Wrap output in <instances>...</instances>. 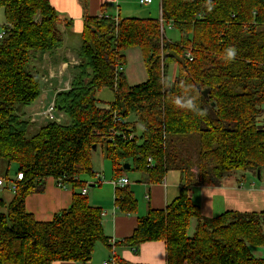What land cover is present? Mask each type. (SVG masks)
Returning a JSON list of instances; mask_svg holds the SVG:
<instances>
[{
  "label": "trees",
  "instance_id": "obj_1",
  "mask_svg": "<svg viewBox=\"0 0 264 264\" xmlns=\"http://www.w3.org/2000/svg\"><path fill=\"white\" fill-rule=\"evenodd\" d=\"M87 1L80 0L85 16L79 62L71 67L69 89L54 97L68 120L47 121L30 134L33 124L24 108L42 86L32 60L58 48L59 25L68 28L71 22L60 19L49 0H0L9 24L0 40L2 178L10 186L22 173L11 200L2 203L0 264L86 262L97 242L106 243L102 210L81 193L85 177L94 173L93 146L110 160L113 179L128 163L149 183L162 182L170 170L187 182L165 208L138 218L123 240L135 252L141 243L163 241L165 264H264V253L252 250L264 249V211L225 210L207 217L188 193L193 184L219 186L235 172H264V0H160L161 20L90 16ZM164 23L178 32L177 41L165 39ZM134 47L142 52L147 79L128 85L124 51ZM230 47L237 51L232 60ZM169 63L177 64L173 80L166 78ZM103 88L113 91L106 106L96 98ZM205 88L208 98L201 94ZM186 92L206 116L175 106L173 98ZM188 141L196 148L194 159L179 155ZM48 177L71 188V202L51 220L38 221L26 211L25 199L42 193ZM114 203L123 213L137 209L128 185L115 188Z\"/></svg>",
  "mask_w": 264,
  "mask_h": 264
},
{
  "label": "crops",
  "instance_id": "obj_2",
  "mask_svg": "<svg viewBox=\"0 0 264 264\" xmlns=\"http://www.w3.org/2000/svg\"><path fill=\"white\" fill-rule=\"evenodd\" d=\"M49 2L58 13V17L70 21L71 24L68 28L63 25L62 31H65V28L67 34L63 32L62 44L55 50L44 53L45 56L41 58L42 61L38 57V61L37 59L35 61H37L38 64L40 63L39 68L34 69L37 70L38 75H40L42 71L44 75L54 71L56 72L54 75H59L58 77L61 78L62 75H67V72H71V67L77 64H75V62H79L76 52L80 43L71 44L73 42L69 41L70 37L68 36L69 33L74 34L79 37L76 41H80V33L82 31L85 14L80 0H49ZM87 2L85 11L86 14L90 16L105 14L112 17H129L123 15H128L127 11L131 13L137 11V7L133 6L131 0H88ZM152 2L153 0H151V3ZM119 4L124 8V12L121 8H118ZM102 5L105 6L102 7ZM148 5L149 4H146L145 6V9L148 10L146 16L155 18L149 11L150 8ZM109 6H111L112 10ZM143 10L140 11V13H143ZM34 66H36L35 63ZM40 69L42 71H40ZM49 95L50 93H46V95L42 93L38 103H34L35 105L32 104L27 107L28 111L32 109L35 110V112L39 111L41 106L47 101ZM38 123L41 124L42 121ZM1 169H3V165L0 162V170ZM105 170H107L105 166L102 172L93 169V175L85 177L86 179L89 178V180H86V184L83 188H86L85 195L89 202L94 206L100 207L102 210V226L104 234L107 237L106 243L97 242L91 258L86 262L55 261L52 264H101L110 257L114 258L115 264H165L166 248L163 241H147L141 243L137 252H135L123 240L133 233L137 226L138 218L145 216L149 209L165 208L179 195L181 188L187 187V182L185 180L183 181V177L178 170H170L166 173L162 182L149 183L147 182L146 174L131 168L130 165V168L125 170L130 173H125V171H123L120 174V176L128 178V186L137 200L136 211L128 214L121 212L116 207L114 203L115 187L110 184L114 174L109 167V178H112L107 180L108 178L105 176V172H103ZM247 174L251 176V173L235 172L229 174L225 176L220 185L216 187L193 184L189 186L188 193L192 202L200 206L202 214L207 217L215 216L225 211V209L257 211L256 209H252V207H247L251 205L253 199L252 189L251 187H247ZM0 177H3V175L0 174ZM99 177L104 180H98ZM262 177H264V172L260 174L259 179L262 180ZM12 178H14V176H12ZM4 185L0 186V213L5 210L3 204H7L13 196L12 191L8 189V182L4 181ZM250 185L252 187L254 186L252 182H250ZM72 193L69 186H58L52 177H48L45 181L42 193H33L26 197L25 209L27 212L31 213L36 220L49 221L56 213L68 208ZM232 207L235 208L231 209Z\"/></svg>",
  "mask_w": 264,
  "mask_h": 264
},
{
  "label": "rangeland",
  "instance_id": "obj_3",
  "mask_svg": "<svg viewBox=\"0 0 264 264\" xmlns=\"http://www.w3.org/2000/svg\"><path fill=\"white\" fill-rule=\"evenodd\" d=\"M131 3L133 4V6L137 7L136 8L137 11L134 13L127 11L128 15H123V16L147 17L146 15H147L148 10L145 9L146 4H140V3H138V0H131ZM159 3H160V0H153V2L151 4L149 3V5H148V7L150 8L149 11L151 12V14H153L155 16L156 19L160 18V5H159ZM109 7L111 9V6H109ZM118 8H121V10L123 12L125 11L121 4H119ZM143 9H145L146 11ZM142 10H143V13H140V11H142ZM0 21H4L2 11H0ZM163 26H164V29L162 27V29L160 28V30H161L162 34H164V37L166 40L174 42V41H177L179 39V34L175 29H173L172 27H169V25L166 23H164ZM59 28L62 31L63 25H59ZM64 30L65 31H62V32H65L67 34V30L65 28H64ZM68 37H70L69 41L73 42L71 44L80 43V41L79 42L76 41V39H79L78 36L69 33ZM44 53H46V52H43V53L37 55V57H34V60H32L33 69L39 68L40 63L38 64V62H37L38 56L41 59L43 56H45ZM36 59H37V61H35ZM124 60L125 61H124V64L122 66L123 67L122 71H123L124 77L126 79V83L128 85H136V84H139V83L146 81V79H147L146 66H145V62H144L142 52L139 48L134 47V48H131V49L124 51ZM41 61H42V59H41ZM34 63L36 66H34ZM35 71L37 72V70H35ZM40 71H42V70L40 69ZM48 73H49V76H53V77H49L48 82H44L42 80V78H47ZM48 73H47V75H44L43 71H42V73H41L42 75L41 74L39 75L40 83L42 86L40 87L41 93L38 96V98L36 99V101L34 102L35 104L38 103L42 93L45 95H46V93H50V95L47 97V100L50 101L53 98V96L56 95L58 92L67 90L70 87V81L72 78V70H71V72L70 71L67 72V75H62L61 78L58 77L59 75L58 76L54 75V73H56L54 71L48 72ZM176 75H177V64L176 63H169L168 68L166 70V78L168 80H173ZM96 98L99 100V103L101 106H106L108 102H111L113 100V91H111L110 89H107V88H103L96 93ZM34 113H36L35 110L32 109V110L28 111L27 107L24 108L25 118H27L31 122V124H33V125H30L28 127L30 134L35 132V129H38V127H41L43 124H45L48 121V120H42L43 119L42 117L39 118V116H36L35 117L36 121L32 122L30 119L33 118ZM58 113L63 114L60 111H58ZM58 113H56V116L58 115ZM133 117L134 116H131L130 120H133ZM67 120L68 119L64 115H62L57 121H53V122L61 124V123H66ZM39 121H42V123L39 124L38 123ZM136 129L137 130H135V131L137 132V135H138L140 132V128L138 126H136ZM188 142L189 143H187V146L185 145V148L182 147V149L179 150V155L183 156V157H191L194 159L196 157V150H195L196 148H195V146H193V143L191 141H188ZM179 145H180V143H179ZM95 150L96 151H94L92 156H91L92 168L94 170H99V172H102V170H104V166H105L107 168V170H105L103 172H105L104 174L108 178V179L107 178L106 179L107 180L111 179L113 176L112 177L110 176L111 178H109V172H108L109 167L111 168L110 160L106 156H104L102 149L99 146L98 147L95 146ZM191 170L194 174L196 173L194 168ZM111 171H112V169H111ZM15 172H16V165H12L9 168V177L15 176ZM125 173H130V172L125 171ZM247 173H251V176L247 174L246 182L248 184L247 187H251V189H252L251 191H252V197H253L251 205H248L247 207H252V209H256L257 211L258 210L264 211V177H262V180H260L257 176V172H254V173L247 172ZM0 174L4 175V169L0 170ZM189 176H190V174H188V177ZM87 179L89 180V178H87ZM102 180H104V179H102ZM250 182L253 183V185H254L253 187L250 185ZM234 208L235 207H232L231 209H234ZM192 232H193V223L190 225L188 233L191 234ZM252 250L257 255L258 254L261 255L264 253V249L252 248Z\"/></svg>",
  "mask_w": 264,
  "mask_h": 264
},
{
  "label": "built area",
  "instance_id": "obj_4",
  "mask_svg": "<svg viewBox=\"0 0 264 264\" xmlns=\"http://www.w3.org/2000/svg\"><path fill=\"white\" fill-rule=\"evenodd\" d=\"M139 3L140 4H149V3H151V0H139ZM7 27H9V24L5 20L4 21H0V40H2L3 37L5 36ZM169 27H171L170 24H169ZM76 63L77 62H75V64ZM49 77H53V76H49V73H48V77L47 78H42V80L44 82H48ZM54 97H55V95L53 96V98L50 101L47 100L41 106V108H40V110L38 112L33 114V118L30 119L32 122L36 121V119H35L36 116H39V118L42 117L43 118L42 120L57 121L62 115H64V114H59L58 113V109L56 108L55 103H54ZM56 113H58L57 116H56ZM115 120L116 121H121V119L119 117H115ZM21 179H22V173L20 172V173H18L15 176L14 181L16 182V181L21 180ZM98 180L101 181L102 178L99 177ZM14 181H12V183L9 186V190H11L12 192L15 191ZM110 184H112L113 187L116 188V187H122V186L128 185L129 181H128L127 177L120 176V177H118L116 179H111ZM2 185H4V179L2 177H0V186H2ZM58 186H61V185L58 183ZM81 193L82 194H86V188H82L81 189ZM102 215H103V213H102ZM263 257H264V255H263ZM101 264H115L114 263V258L110 257L109 259L104 260Z\"/></svg>",
  "mask_w": 264,
  "mask_h": 264
},
{
  "label": "clouds",
  "instance_id": "obj_5",
  "mask_svg": "<svg viewBox=\"0 0 264 264\" xmlns=\"http://www.w3.org/2000/svg\"><path fill=\"white\" fill-rule=\"evenodd\" d=\"M237 51L235 48L230 47L227 49V58L229 60L235 59ZM173 103L179 109L186 110L188 112L196 113L201 117L206 116L205 110L201 109L196 102V97L188 94L187 92L183 95H177L173 98Z\"/></svg>",
  "mask_w": 264,
  "mask_h": 264
},
{
  "label": "water",
  "instance_id": "obj_6",
  "mask_svg": "<svg viewBox=\"0 0 264 264\" xmlns=\"http://www.w3.org/2000/svg\"><path fill=\"white\" fill-rule=\"evenodd\" d=\"M208 92H209V90H208L207 88H205V89H203V90L201 91V94H202L205 98H208ZM93 149H95V146H93ZM122 168H123L124 170H128V169L130 168V165H129L128 163H125V164L122 166ZM257 176H258V178H260L259 170H257Z\"/></svg>",
  "mask_w": 264,
  "mask_h": 264
}]
</instances>
